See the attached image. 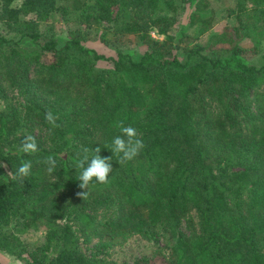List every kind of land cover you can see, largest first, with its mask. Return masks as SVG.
<instances>
[{
  "label": "trees",
  "instance_id": "trees-1",
  "mask_svg": "<svg viewBox=\"0 0 264 264\" xmlns=\"http://www.w3.org/2000/svg\"><path fill=\"white\" fill-rule=\"evenodd\" d=\"M15 1L0 0L9 32L0 35V251L24 264H118L103 255L111 245L168 232L174 242L156 256L162 264H264V54L251 64L241 47L264 46V0ZM178 1L195 6L190 32L175 39ZM226 2L235 25L205 46L194 43ZM53 14L135 35L148 49L138 60L105 57L78 32L60 45L51 30H39ZM180 45L182 58L173 54ZM121 124L144 144L124 164L111 151ZM26 135L36 140L35 154L21 151ZM97 147L113 171L107 184L80 189L77 153L94 155ZM49 156L52 173L42 162ZM28 160L31 174L21 184L8 173ZM192 212L196 227L190 220L184 234L179 224ZM30 231L44 241L28 246L21 236ZM94 240L87 256L80 245Z\"/></svg>",
  "mask_w": 264,
  "mask_h": 264
},
{
  "label": "rangeland",
  "instance_id": "rangeland-1",
  "mask_svg": "<svg viewBox=\"0 0 264 264\" xmlns=\"http://www.w3.org/2000/svg\"><path fill=\"white\" fill-rule=\"evenodd\" d=\"M21 0H16L15 4L19 5ZM232 2L221 3L218 6L219 21L218 23L207 33L201 36H196L194 43L201 46H205L209 40V37L222 31L227 26L235 25L236 21L233 16H227L226 11L228 6H231ZM184 2L178 1V12L175 15L176 23L169 31V35L175 39L180 38L183 33L190 32L186 27L187 16L194 9V4L184 6ZM184 8V9H182ZM34 16H28L26 19H32ZM107 26L104 28H98L78 24L75 22L73 14L66 15L60 18L58 14H53L50 20L46 23L39 24L40 32H47L51 30L53 32L56 41L62 45L65 43L71 34L78 32L83 45L87 49H91L100 55L105 57H115L117 53L129 54L133 59L138 60L147 51L148 46L142 43L135 35H118L111 32V30H106ZM45 32V33H46ZM9 32L4 23L0 21V35H7ZM150 36L154 40L163 41L162 36H158L155 32L151 31ZM23 47L32 48L29 41L25 40L22 42ZM243 48L244 58L251 64H257L259 57L264 54V46H261L256 52L252 48V44L249 41H245L241 44ZM177 57H183V49L180 45L176 47L173 51ZM49 56L46 58L48 60ZM262 89L259 90L261 92ZM3 104L0 100V109ZM210 109L215 110V104H209ZM192 221L193 225L196 227V214L194 212L190 213V216L181 221L178 230L184 234L189 232V221ZM21 239L28 245L33 246L35 244H41L44 241V233L40 231H30L21 236ZM97 241L94 240L89 245L81 244L83 252L87 256H92L94 254V245ZM174 238L170 233H163L154 239H144L139 235H132L126 238L123 242L113 244L106 251L105 258L110 261L116 262L118 264H133L136 260L140 258H147L149 260L153 259L154 264H162V261L157 260L156 256L158 254L167 255L168 248L173 244ZM101 255V256H103ZM0 262L2 264H24L23 261L16 259L4 252L0 251Z\"/></svg>",
  "mask_w": 264,
  "mask_h": 264
},
{
  "label": "clouds",
  "instance_id": "clouds-1",
  "mask_svg": "<svg viewBox=\"0 0 264 264\" xmlns=\"http://www.w3.org/2000/svg\"><path fill=\"white\" fill-rule=\"evenodd\" d=\"M45 119L54 124L55 117L51 112L46 113ZM121 135L116 136L112 142V153L119 157V163L133 160L143 149L144 144L142 139L138 138L137 130L132 126L119 125ZM21 151L27 154H35L38 151V146L35 138L32 135H26L21 141ZM95 154H91L88 148H83L77 153L76 167L80 169V174L77 179L81 182L78 186L80 189H88L93 180L107 184L109 174L113 171L111 157H101L99 155L100 148L94 150ZM47 171L52 173L56 167L55 158L49 156L44 161ZM4 166V165H0ZM32 161H25L16 171L15 174L9 172L8 175L14 180H18L21 184L24 183L25 178L31 174ZM77 195L81 198H86L88 192H78Z\"/></svg>",
  "mask_w": 264,
  "mask_h": 264
}]
</instances>
